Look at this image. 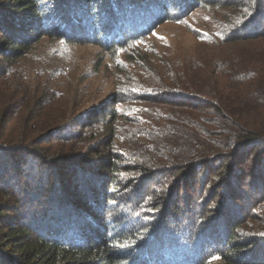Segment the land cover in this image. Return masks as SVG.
<instances>
[{
  "label": "trees",
  "instance_id": "obj_1",
  "mask_svg": "<svg viewBox=\"0 0 264 264\" xmlns=\"http://www.w3.org/2000/svg\"><path fill=\"white\" fill-rule=\"evenodd\" d=\"M208 4L231 12L225 40L140 66L109 105L29 61L44 39L123 49ZM262 39L264 0H0V264H264V51L229 47Z\"/></svg>",
  "mask_w": 264,
  "mask_h": 264
},
{
  "label": "rangeland",
  "instance_id": "obj_2",
  "mask_svg": "<svg viewBox=\"0 0 264 264\" xmlns=\"http://www.w3.org/2000/svg\"><path fill=\"white\" fill-rule=\"evenodd\" d=\"M230 18L231 12L219 6L210 4L199 6L178 20H168L157 25L144 40L118 50H105L88 43L80 45L44 39L29 55L31 58L29 61L32 60L34 71L43 69L42 74L51 73L52 90L58 91L62 97H70V102L76 92L77 97L74 102L80 106L89 105L94 101L109 105L110 98L116 94L121 82L129 83L139 78L143 81L144 78L140 74L145 73L140 66H145L149 72H152L156 68L162 70L165 64L178 59L192 57L198 53H209L213 44L221 42L222 39L225 40V37L222 38L220 34V29ZM225 47L226 49L231 47L232 52L240 57L248 53H257L253 56L261 57L263 53L258 52L264 51V39ZM226 49L221 48L220 54L223 55ZM134 56L139 59L138 65H134L129 59ZM41 64L43 66L39 68L37 65ZM145 67L144 70H146ZM153 74L154 72L150 74V79ZM33 78L35 75L30 74L28 81ZM145 82L146 80L141 83ZM146 105L140 102H127L120 108H124V114L134 117L141 116L142 113L134 112ZM48 169L49 166H44L41 170L32 171L30 167H25L24 172L45 178L48 175ZM203 173L204 171L197 175L198 181L202 179ZM27 181L23 178V183ZM206 189L209 190L208 187ZM260 218L264 222L262 214H258L259 221ZM210 263L224 262L216 257Z\"/></svg>",
  "mask_w": 264,
  "mask_h": 264
}]
</instances>
